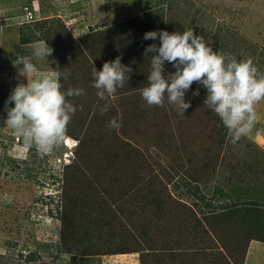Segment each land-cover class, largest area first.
I'll return each instance as SVG.
<instances>
[{
  "label": "rangeland",
  "instance_id": "1",
  "mask_svg": "<svg viewBox=\"0 0 264 264\" xmlns=\"http://www.w3.org/2000/svg\"><path fill=\"white\" fill-rule=\"evenodd\" d=\"M146 20L155 31L193 30L218 54L251 59L264 72V0H0V264H181L183 256L187 264H243L245 242L236 233L246 216L213 219L217 227L209 228L196 214L206 213L199 206L212 201L215 185L234 193L235 178L245 180V200L264 198V101L255 107L252 130L235 144L220 119L207 118L213 112L199 85L186 92L191 106L184 115L174 106L169 114L148 111L140 95L151 71L148 45L131 39L145 33ZM43 41L54 51L35 62L38 70L67 74L61 91H84L70 98L77 110L63 144L49 153L5 127V102L27 83L14 64ZM117 57L132 67L131 78L99 100L93 68ZM105 103L109 110L101 114ZM114 117L120 127L109 129ZM123 152L131 158L122 159ZM151 189L170 202L169 211L166 202L150 201ZM253 209L246 215L261 225L264 209ZM82 210L91 215L79 219ZM147 242L163 250L113 253L120 244L136 250Z\"/></svg>",
  "mask_w": 264,
  "mask_h": 264
},
{
  "label": "clouds",
  "instance_id": "2",
  "mask_svg": "<svg viewBox=\"0 0 264 264\" xmlns=\"http://www.w3.org/2000/svg\"><path fill=\"white\" fill-rule=\"evenodd\" d=\"M143 39L159 40V44L153 43L144 49V56L150 57L151 71L147 76L148 86L140 90V95L147 106L163 107L166 98L184 115L191 106L185 102V94L196 83L206 89L204 107L220 118L233 144L252 130L255 107L264 101V72L251 59L237 61L231 55H220L193 30L148 31ZM53 51L43 41L33 46L30 56L14 64L27 83H18L5 102V127L26 145H34L46 153L63 144L67 125L77 110L70 98L84 94L80 88L61 91V78L67 79V74L38 70L35 62L45 60ZM166 62L175 69L167 76L164 74ZM132 71L130 65L121 63L120 57L105 62L100 71L94 67L92 86L99 100L113 97L129 81ZM194 95H199V91ZM8 104L14 106L7 107ZM108 110L107 103L100 109L101 114ZM119 127L115 117L108 123L109 129Z\"/></svg>",
  "mask_w": 264,
  "mask_h": 264
},
{
  "label": "trees",
  "instance_id": "3",
  "mask_svg": "<svg viewBox=\"0 0 264 264\" xmlns=\"http://www.w3.org/2000/svg\"><path fill=\"white\" fill-rule=\"evenodd\" d=\"M147 23V24H146ZM146 29L144 30V32H148V31H155V30H152L151 29V26H150V21H149V23H148V20H146ZM132 27V26H131ZM132 28H134V27H132ZM141 36V38L140 37H138V36H135V37H132L131 39H133V41H135V42H137V43H139V44H141V45H143V46H146L145 44H147V45H150V44H152L151 43V40H144L143 39V37H144V33L143 34H141L140 35ZM145 41V43H141V42H144ZM147 41V42H146ZM153 43H154V41H153ZM87 44V42H85V45ZM216 52V51H215ZM95 57H96V55H94ZM165 68H166V72H173V71H175V69L172 67V65L171 64H168L167 62H166V64H165ZM169 69V70H168ZM194 84H196V83H194ZM196 85H198V84H196ZM192 87H194L193 85L191 86V89L190 90H192ZM198 88L200 89V86H198ZM190 90L189 91H187V92H190ZM204 90H206V89H204ZM192 92H193V90H192ZM200 96V94L199 95H196V98L197 97H199ZM167 99L165 98V103H164V106L163 107H157V106H152V107H149V110L148 111H150V110H152V111H155V110H157L155 113H158L159 112V110L160 111H167L168 112V114L171 112V110H173L174 108H173V105H170L167 101H166ZM195 99H194V97L192 96V100H191V102H193ZM143 101V100H142ZM144 102V101H143ZM158 108H160V109H158ZM133 109H134V107H133ZM140 110V109H139ZM139 110H137L136 112L134 111V113H135V118L138 116H140L139 114H136L137 112H139ZM207 111H208V109H207ZM110 113H115V114H117V112L112 108V107H110V111H109ZM188 112V111H187ZM190 112V111H189ZM148 114H144V117L146 118V116H147ZM207 118H210V121L211 120H215L216 121V119H218V121H219V117L215 114V113H213L212 115H208L207 116ZM132 120V119H131ZM201 122H203V119L202 120H200ZM129 122V121H128ZM166 129V128H165ZM164 129V130H165ZM187 128H185L184 130H186ZM224 137L221 139V142H224ZM81 141V143H82V140H80ZM220 144H222L223 145V143H220ZM123 154H124V157H122V159H130L131 157L130 156H128L127 154H125L124 152H123ZM216 168H214V170H215ZM217 171V170H216ZM198 183V182H197ZM164 184V182L161 180L160 182H159V184L156 186V189H159L162 185ZM197 186H199V185H197ZM199 189L200 188H198L197 190L199 191ZM152 191L154 190V189H151ZM215 191L213 192V197L211 198L212 199V201L214 200L215 202L213 203L212 201L211 202H204V204H202V205H200V206H203L202 208L199 206V208L201 209V211L202 212H206V213H201L200 215L197 213L196 215L197 216H199V217H201V216H203V218H204V220H208V222L210 223V226H209V228H213V227H217L215 224H212V222L214 221L213 219H215V220H217V221H224V220H229V218L230 219H232V218H234V219H237L238 217L239 218H241V216H242V218H244L245 216H246V219H245V221H247V222H250V221H252V224H246V223H241V228L237 231V233H236V235H237V241L239 242V243H242V242H245V244H244V250H243V256H242V262H244V257H245V254H246V251H247V248H248V244H249V242H250V240H253V239H256V240H262V241H264V235H262L261 233H260V231L264 228L263 227V225H264V221L262 220V223H263V225L261 224V225H259V220L260 219H258V217L256 216V217H254L252 220L250 219L249 220V218L247 217V215L246 214H248V213H252L253 212V208H256V207H254V205L256 206V205H258L259 203L257 202V201H247V200H244L239 194L240 193H236V191L234 190V193H229L228 191L226 192V189H223V188H221L219 185L217 186V185H215V189H214ZM152 191H150L149 190V194H150V196H151V198H149V199H151L150 201H152V200H154L155 199V202H153L155 205H161L162 206V204L163 203H165L166 202V208H168L167 209V211H169V207H170V202L168 201V200H166L165 201V199L160 195V194H158L157 192V190H156V193L153 191V195H151V193H152ZM168 193V189H166V194ZM192 194L193 195H197V192H192ZM147 195V194H146ZM192 195V196H193ZM227 195V197H230V201H226V203H221V204H215L216 202H217V200L218 201H220V202H223V197H224V199H225V196ZM228 195H230V196H228ZM202 197L203 199H205V196H204V194H199V197ZM181 197V196H180ZM214 198H216V199H214ZM181 199L179 198V200H178V206H180L179 204H181V201H180ZM227 200H229V199H227ZM177 206V210H178V207ZM181 207V206H180ZM163 207H159V210H161ZM250 208V209H249ZM63 210V205H62V209H61V211H60V215H65L66 214V212H64V210ZM136 210H137V208H136ZM244 211H245V214L244 215H242L243 213H244ZM154 213H157V211H155ZM237 213V214H236ZM88 214H90V212H88V211H83L82 210V212L80 213V216H79V219L81 218V217H83V216H87V217H89L88 216ZM134 214H135V211L133 210V209H130V212H129V216L131 217V216H134ZM91 215V214H90ZM63 219H64V227H63V231H65V229H66V215L65 216H63L62 217ZM224 219V220H223ZM77 220V219H76ZM70 223V222H69ZM201 225H203V224H201ZM175 229H177L178 230V228L177 227H175ZM225 230V229H224ZM179 233H180V231H179ZM61 235H62V241H61V244H64V245H66V246H68V243L71 241V240H69L68 238H69V236H67L68 238H66V235H65V233L63 232V233H61ZM143 235V234H142ZM231 236H235V235H231ZM84 238V237H83ZM138 240H140V239H138ZM147 243H149V242H147ZM151 244V245H150ZM158 244V242L156 243V245ZM152 245H155V243L154 242H152V243H149L148 245H146V247L144 248V246L142 245V246H140L138 249H136V250H128V249H123V247H121V246H124L123 244H120L119 246V248H118V250L116 251V252H113V253H116V254H125V253H134V252H140L141 254L142 253H151V252H155V251H160L159 249H161V248H157L158 246H156L155 245V247H153ZM177 246H179L178 244H176ZM154 249V250H153ZM179 248H173V251L175 250L176 252H177V250H178ZM188 249V248H187ZM161 250H163V249H161ZM196 250H198V249H196ZM186 252V251H185ZM196 252H199V250L198 251H196ZM182 256V255H181ZM178 257V256H177ZM188 259V257L185 259L184 258V256L182 257V259H177L178 261H180L181 262V264H187V260ZM189 264V263H188Z\"/></svg>",
  "mask_w": 264,
  "mask_h": 264
},
{
  "label": "crops",
  "instance_id": "4",
  "mask_svg": "<svg viewBox=\"0 0 264 264\" xmlns=\"http://www.w3.org/2000/svg\"><path fill=\"white\" fill-rule=\"evenodd\" d=\"M233 183L235 185H237V186L234 185L236 187V188H234L235 191L237 190L238 187L242 188V186H243L242 189L238 188L236 193H240L239 195L245 200V197H244L245 196L244 188L246 187L245 180H242L240 178H235L233 180ZM251 186L253 187L254 185H251ZM252 187H251V189H253ZM263 187H264V184H262V186H260L261 189ZM225 188H227V187H225ZM252 191L253 190H251V192ZM225 199L226 200L229 199L227 201H230V197L227 198V195L225 196ZM258 200L259 201H257V202L259 204L256 205L258 207H256V206H254V207L264 209V198L260 196ZM260 233L262 235H264V228L260 231ZM221 250H224V248L221 249ZM243 264H264V241L256 240V239L250 240V242L248 244V248H247L246 254H245V257H244Z\"/></svg>",
  "mask_w": 264,
  "mask_h": 264
}]
</instances>
